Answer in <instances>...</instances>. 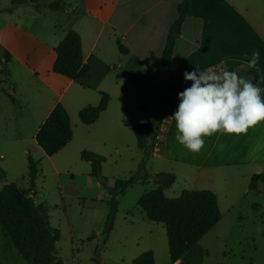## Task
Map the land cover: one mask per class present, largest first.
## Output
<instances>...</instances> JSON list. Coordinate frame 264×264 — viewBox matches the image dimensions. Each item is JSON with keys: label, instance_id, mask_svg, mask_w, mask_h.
I'll use <instances>...</instances> for the list:
<instances>
[{"label": "crops", "instance_id": "obj_1", "mask_svg": "<svg viewBox=\"0 0 264 264\" xmlns=\"http://www.w3.org/2000/svg\"><path fill=\"white\" fill-rule=\"evenodd\" d=\"M58 1L62 3L60 11L36 10L30 0H10V4L0 6V60L7 69L2 79L6 80L14 68L39 82L33 88L35 97H22L17 110L18 113L25 111L34 124L31 143H36V131L54 104L60 102L68 113L72 135L59 152L71 142L75 132L89 146L108 144L118 152L122 146L131 144L129 129L135 123L136 111L148 112L152 104L160 105L167 94L169 81L161 67V53L177 16V7L183 0ZM186 1L190 14L184 18L174 41L171 63H179L183 73L192 71L196 64L201 69L217 71L229 65L247 70L252 50L258 49L260 59L254 68L261 67L264 63V0ZM20 6L24 8L17 12ZM14 13L19 19L12 23L10 17ZM45 13L53 19H44ZM69 30L78 33L82 62L88 67L87 75L79 80L51 71L54 49ZM117 42L126 49L125 53L118 50ZM260 70L262 76L255 85L261 88L264 98V72ZM100 92L108 95L106 108L94 122L81 123L78 111L87 105H97ZM158 111L147 114L148 122L155 119ZM175 135L172 118L160 127L159 145L152 152L158 160L150 166V174L171 172L175 180L178 175L181 177L183 188L212 191L219 210V196L228 203L232 197L224 188L231 175L244 179L247 170L252 175L261 174L264 122L250 127L245 134L217 132L205 136L204 147L199 152L187 150L175 140ZM93 179L88 175L89 184L99 185ZM75 181L81 184L80 180ZM33 193L34 202L41 205L35 191ZM147 241L146 249L152 251L154 264H157L158 258L164 255L165 242L156 243L152 238ZM191 249L170 264H187L190 258L186 255Z\"/></svg>", "mask_w": 264, "mask_h": 264}, {"label": "rangeland", "instance_id": "obj_2", "mask_svg": "<svg viewBox=\"0 0 264 264\" xmlns=\"http://www.w3.org/2000/svg\"><path fill=\"white\" fill-rule=\"evenodd\" d=\"M9 1L0 0V6L10 4ZM30 1L34 3V9L37 6L41 10L48 8L47 3L54 0ZM22 8L17 7L16 11ZM18 17L14 13L10 20L13 23ZM44 19L53 17L45 13ZM260 68L264 72V63ZM254 69L258 72L255 83L258 84L262 74L257 67ZM6 72L5 64L0 60V178H3L0 188L3 181L16 182L20 188H28L26 157L29 154L37 161L33 191L46 209L50 226L59 230L55 252L60 263L95 264L96 258L98 264H131L133 258L130 259V256L135 255V258L149 250L146 249L149 245L147 238H152L156 243L160 240L165 242L164 255L158 258L157 264H170L164 226L146 219L136 205L143 192L155 187L150 166L158 160L156 156L152 153L146 156L145 151L137 147L132 129H129L131 144L122 146L118 152L108 144L89 146L75 132L63 150L51 156L42 154V149L36 143H31L33 122L25 111H17L22 97H35L33 88L39 82L14 68L8 71L9 76L4 80L2 75ZM159 107L152 104L148 112L136 111L134 122H148L147 114L159 110ZM20 137H23L22 140L17 141ZM82 150L104 157L97 169L105 178L104 184L88 183L92 166L80 159ZM260 173L264 175V164ZM251 176L247 170L244 179L234 174L227 179L224 188L231 192L232 197L228 203L226 198L219 196L221 218L187 253V258H190L187 264H264V184L257 181L255 189H248ZM93 178L94 182H98L96 175ZM128 178L134 181L123 191L116 195L106 191L105 186L112 187L114 179ZM75 180H80L81 184ZM183 187L178 175L177 180L163 193L168 198H176L182 190L188 189ZM101 192L102 195H99ZM112 198L117 204L116 213L112 228L103 242L102 234ZM0 264H26L1 226Z\"/></svg>", "mask_w": 264, "mask_h": 264}, {"label": "trees", "instance_id": "obj_3", "mask_svg": "<svg viewBox=\"0 0 264 264\" xmlns=\"http://www.w3.org/2000/svg\"><path fill=\"white\" fill-rule=\"evenodd\" d=\"M47 7L60 10L62 3L54 0L47 3ZM36 10H39V7L36 6ZM189 14V4L183 0L177 7V16L168 30L161 53L162 70L168 81L171 82L163 100L174 98L178 95L179 90L183 91L191 85L189 81L184 79L181 65L171 63L174 41L179 34L184 18ZM117 44L118 50L125 53L126 49L119 42ZM54 51L55 59L51 67L53 73L61 74L71 80H79L87 75L88 67L82 62L81 42L77 32L74 30L67 31ZM6 58H8L7 55ZM226 69L239 74V69L231 65L226 66ZM247 70L255 74L256 79L253 82L255 84L258 80L257 70L252 67H247ZM107 102L108 95L100 92V100L97 105H87L78 111L80 122L83 124L94 122L100 112L106 108ZM162 116L163 112L158 111L153 121L132 125L137 145L141 150L145 149L146 141L152 135L151 153L153 152L161 127ZM71 135L68 113L60 102H56L36 131L34 139L42 151L47 156H51L70 140ZM150 154L145 153L146 156ZM80 159L91 164V175L95 176L104 157L88 150H82ZM26 160L28 188H20L15 182H4L0 188V226L26 264H61L55 252L59 230L50 226L46 209L42 205L36 204L33 199L37 161L29 154ZM156 176V187L143 192L136 204L144 212L147 219L163 223L169 259L171 263H174L220 220L221 213L216 195L212 191L208 189H184L178 197L168 198L164 195L163 190L174 183L175 175L171 172H161ZM133 181V178L114 179L112 187L121 192ZM257 181L264 184V175L253 174L248 189H255ZM116 207V201L112 198L109 201V211L102 234L103 242L112 228ZM94 260L95 264H98L97 259ZM131 264H154L152 251H143L132 259Z\"/></svg>", "mask_w": 264, "mask_h": 264}, {"label": "clouds", "instance_id": "obj_4", "mask_svg": "<svg viewBox=\"0 0 264 264\" xmlns=\"http://www.w3.org/2000/svg\"><path fill=\"white\" fill-rule=\"evenodd\" d=\"M259 59L260 51L253 49L248 66L254 68ZM183 76L191 85L178 93L180 103L172 118L175 140L187 150L199 152L205 136L217 132L245 134L250 127L264 122L261 88L237 72L226 67L218 71L201 69L196 64Z\"/></svg>", "mask_w": 264, "mask_h": 264}, {"label": "water", "instance_id": "obj_5", "mask_svg": "<svg viewBox=\"0 0 264 264\" xmlns=\"http://www.w3.org/2000/svg\"><path fill=\"white\" fill-rule=\"evenodd\" d=\"M239 75L243 76L247 80H250L252 83L254 82V80L256 78L254 73L247 71L246 68H244V67L239 68ZM168 83L170 84L171 82L169 81ZM181 91L182 90H179L178 92H181ZM167 100H168L167 98L162 100L160 107H159L160 112H162L164 110V106H165ZM152 142H153V136L151 135V136H149L148 140L146 141L145 149H144L145 153H147V154L151 153ZM96 177L98 179L99 184L104 183L105 178L100 175L99 170L96 171ZM134 179H138V177L134 176ZM153 180L154 181L157 180L156 174H154ZM105 189L108 193H111L112 195H116L118 193L117 189H114L113 187H110V186H105ZM97 256H98V251L95 252V257H97Z\"/></svg>", "mask_w": 264, "mask_h": 264}, {"label": "built area", "instance_id": "obj_6", "mask_svg": "<svg viewBox=\"0 0 264 264\" xmlns=\"http://www.w3.org/2000/svg\"><path fill=\"white\" fill-rule=\"evenodd\" d=\"M189 82L191 83V81H189ZM179 103H180V99H179L178 95L172 99H169L166 102V104L164 106V110L162 111L163 116L161 118V125L172 119V116L175 113V111L177 110ZM158 145H159V137L157 136L155 147Z\"/></svg>", "mask_w": 264, "mask_h": 264}]
</instances>
